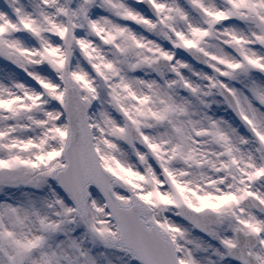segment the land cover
Instances as JSON below:
<instances>
[{"label":"snow or ice","instance_id":"1","mask_svg":"<svg viewBox=\"0 0 264 264\" xmlns=\"http://www.w3.org/2000/svg\"><path fill=\"white\" fill-rule=\"evenodd\" d=\"M0 264H264V0H0Z\"/></svg>","mask_w":264,"mask_h":264}]
</instances>
